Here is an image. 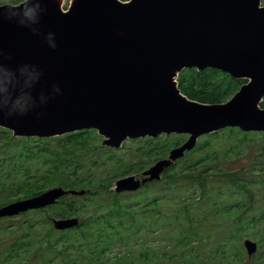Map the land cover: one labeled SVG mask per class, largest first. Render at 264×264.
Wrapping results in <instances>:
<instances>
[{
  "label": "water",
  "instance_id": "95a60500",
  "mask_svg": "<svg viewBox=\"0 0 264 264\" xmlns=\"http://www.w3.org/2000/svg\"><path fill=\"white\" fill-rule=\"evenodd\" d=\"M63 1L46 0L39 33L0 19V62L28 66L39 77L29 89L37 106L22 116L0 111V126L16 136L45 137L96 128L103 143L115 147L129 137L189 135L141 177L118 179L116 191L161 179L204 134L227 126L264 131L261 0H72L69 11ZM48 32L55 34V48ZM192 67L249 82L226 102H199L178 87L180 71ZM53 85L61 89L55 95ZM69 193L86 190L55 186L0 206V217L46 207ZM52 220L62 230L80 222L76 216ZM244 244L249 255L257 251V242Z\"/></svg>",
  "mask_w": 264,
  "mask_h": 264
},
{
  "label": "trees",
  "instance_id": "16d2710c",
  "mask_svg": "<svg viewBox=\"0 0 264 264\" xmlns=\"http://www.w3.org/2000/svg\"><path fill=\"white\" fill-rule=\"evenodd\" d=\"M243 81L245 79H236L215 68H185L178 76L181 91L189 98L204 103L227 101ZM262 106L264 107V101ZM227 130L232 138L241 144L245 143L247 136L239 138V135H247V132L239 128ZM219 133L221 132L217 131L204 136L203 142L187 153L188 157L181 165L179 163L182 161H177L165 171L160 181L149 182L144 186L150 187L151 194L143 197V200L132 201L127 200L124 193L113 189V183L117 178L125 176V172L117 173V169L107 171L109 161L100 156L96 141L97 136H100L95 129L80 130L55 138H42L15 137L10 130L0 127V206L57 185L68 189L87 190L85 195L68 194L53 205L24 212L20 215L28 218L23 221H9L20 215L0 217V245L3 246L0 249V264H19L24 254L38 255L44 259V264H135L134 259L132 262L128 261L130 254L122 255V251L115 249L120 247L121 241L137 238L145 231H148V236L157 231L172 235L175 246L182 251L183 260L181 257L177 258L179 264H193L197 254V258L202 257L199 249L196 255L193 254L198 246L207 254L200 264H234L235 261H243L248 257L242 247L241 235L246 227L244 223L242 225V222L237 221L239 225L232 226L228 230L229 234H222L214 240L209 235H200L198 231L187 229L188 222L191 224L203 221L204 218L203 215L195 216V210H192L194 204L207 207V201L212 200V205L219 207V194L225 195L223 191L219 193V186L211 180L214 174L207 171L209 164L219 159L217 151L211 150L212 137H219ZM56 138H64L65 143L61 150L50 146L51 143L48 142ZM146 138L145 147L138 146L132 151L135 152V157L137 154H144L162 158L171 147L173 138H177L172 144L174 147L183 142L185 135L164 134L156 138ZM71 145L73 148H69ZM202 152L204 153L201 154ZM124 163V157H120L114 165L121 169ZM126 167L128 166H123L122 169ZM132 168L138 173L145 167L132 164ZM100 169H106L103 175L98 174ZM85 173L88 175L83 176ZM225 175L228 177L227 183L237 185L238 193H245L249 189L250 185L247 182L242 183V176L237 172ZM181 180L200 187V197L204 200L195 202V199L185 197L188 186ZM156 186L159 187L158 192L154 189ZM188 189L191 190L192 187ZM175 192L176 205L172 207L175 212L164 213L163 204L170 201L172 193ZM237 205L241 207L245 204ZM53 209L63 213H52ZM78 212L84 213L87 218L83 217L80 224L72 228L68 237L73 240V244L70 243L72 240L62 243L60 238L55 239L52 217H64L65 214L73 216L78 215ZM226 212L232 213V210L229 208ZM262 217L264 221V214ZM180 221H184L182 229L172 234L168 228L180 224ZM194 225L198 226L197 223ZM166 229L168 230L165 232ZM10 237L16 239L3 243ZM147 243L148 239L141 240V255L145 257L151 249ZM210 244H213L215 250L208 253L203 245ZM177 256L178 254L172 257Z\"/></svg>",
  "mask_w": 264,
  "mask_h": 264
},
{
  "label": "rangeland",
  "instance_id": "374dc122",
  "mask_svg": "<svg viewBox=\"0 0 264 264\" xmlns=\"http://www.w3.org/2000/svg\"><path fill=\"white\" fill-rule=\"evenodd\" d=\"M71 0H64V8L66 9L70 5ZM262 4H264V0H261ZM22 0H16V3H20ZM230 133L221 132L219 133V137H212L213 140V146L212 151H217L219 154V159L209 164V169L207 170L208 173H213L214 176H211V180L214 182V184L218 185L219 193H222V191L225 193V195L219 194V207L218 205H212V200L207 201V207L203 204L200 206L194 204L192 207V210L196 215H203V221L199 222H193L190 224L188 222L187 229L189 231L194 230L195 232L198 231L200 235H209L211 240H214L218 236H221L222 234H229L228 230L232 226H238V222H242L246 225V227L242 230V237L245 238H251L258 242V250L252 257H247L243 261H235L234 264H264V221H263V214H264V132H247V135L240 133L239 138H244L247 136L245 143L241 144L237 141V139L232 138V136L229 135ZM179 136V134H176ZM53 138V137H50ZM55 138V137H54ZM187 136L185 135V139ZM148 138H138V139H127L123 143L122 147L120 148H108L106 146H102V138L97 136V147L98 150H100V156L105 159L108 162V167L106 168L107 171L116 170L117 173L125 172V175L132 174L135 172V170L132 168V164H135L136 166H144L148 167L152 165L154 162H156L157 159H159V156L151 157L149 155H142L137 154L135 157V152H132L135 148L142 147L146 145V140ZM185 139H182L184 141ZM203 138L199 139L198 144L203 142ZM177 138H173L170 145L171 147L167 150L166 155L168 156L170 149L173 147L172 144L174 141H176ZM50 142V146L58 147L59 150L63 148L64 145V138H56V139H50L48 140ZM61 143V145L58 146V144ZM197 144V145H198ZM176 147V146H175ZM69 148H73L72 145L69 146ZM200 151H196L193 153L194 155L197 154ZM141 152V151H140ZM202 152L201 154H203ZM165 155V156H166ZM124 157V160L126 163L123 164V166H128L125 169L119 168L118 165H114V162L116 159ZM187 153L184 157L179 159L180 162L179 165H181L186 160ZM196 158H199L197 156ZM121 160V159H119ZM178 160V161H179ZM88 162V161H87ZM124 162V161H123ZM140 163V164H138ZM104 169V171H106ZM125 170H131L126 172ZM261 170V171H260ZM103 170H99L98 174L103 175ZM34 172V171H33ZM236 173L240 176H242V183L247 182V185H250L248 190L245 193H238L236 189V185L227 183V176L225 173ZM88 175V173H85L83 176ZM66 175H63L65 177ZM183 181V180H181ZM185 182V181H183ZM212 182V183H213ZM187 187V191L184 193L185 197H188V199H195L197 202L204 200L200 197L201 195V188L198 186H195L192 184V182H185ZM195 183V182H194ZM192 187L191 190L188 188L190 186ZM223 187V188H222ZM150 187H144L141 186L136 191H130V192H124V196L127 198V200H143V197H147L148 194H151V190H149ZM154 189L158 192L159 187L156 186ZM232 193V194H231ZM173 197L170 201L163 204L165 208L163 209V212H175V210L172 209L174 205H176V196L177 193H172ZM251 194V195H250ZM183 197V198H185ZM187 199V200H188ZM237 204H245L241 207H238ZM82 206V205H81ZM84 207V206H83ZM195 207V208H194ZM178 208V206L176 207ZM232 210V213H227L226 210L229 209ZM210 209V211H208ZM84 210V209H83ZM218 210V211H217ZM199 211V212H197ZM207 211V212H205ZM84 212V211H82ZM82 212H78V215L82 220L83 217L87 218L86 215ZM217 212V213H215ZM52 213H59L60 215L63 213L60 210L53 209ZM70 214H65L64 217L69 216ZM28 218L26 215H20L13 220H9L11 222H18L23 221L24 219ZM235 221V222H234ZM180 224H177L176 226H173L171 228H168L171 230L172 234L176 232L177 230L182 229L184 225V221H180ZM197 223L198 226H195L194 224ZM54 228V227H53ZM166 229L165 232L168 230ZM73 229H68V232L65 230L60 231L56 230L54 228L53 233L55 236V239L60 238L63 241H69L72 240L68 236L70 235V232ZM156 233L148 236V231H145L137 238L132 239H126L124 242L121 241V245L118 249H115V251H122V255L130 254V259L128 261L136 262L135 264H179L177 262V258H182V251L180 247L175 246V240H173L172 235L169 233L161 232ZM177 238V237H176ZM16 238L10 237L7 242L3 243H10L13 242ZM123 239V240H124ZM142 239H148V243L151 247L150 252L147 254V256H142L141 252L143 251V248L141 247V240ZM261 242V243H260ZM73 244V240L70 242ZM150 243H153L152 245ZM115 244V243H114ZM208 250V253L215 250V247L213 244H210L209 246L203 245ZM199 247V246H198ZM196 247L193 254H197L198 249L199 252L202 253V257L197 258L196 262H193V264H200L199 262L205 258L207 254L202 252L201 247ZM241 247V246H240ZM242 247H243V241H242ZM3 248V246L0 245V249ZM159 253H156V252ZM184 251H187L186 253H189L187 249ZM177 257H172L174 255H177ZM186 258V257H185ZM189 258V257H187ZM186 258V259H187ZM194 259V257H193ZM113 260V259H112ZM183 260V258H182ZM44 264V259L40 256H36L33 254H24L21 258V261L19 264Z\"/></svg>",
  "mask_w": 264,
  "mask_h": 264
},
{
  "label": "clouds",
  "instance_id": "9594fccd",
  "mask_svg": "<svg viewBox=\"0 0 264 264\" xmlns=\"http://www.w3.org/2000/svg\"><path fill=\"white\" fill-rule=\"evenodd\" d=\"M46 11V0H0V19L15 21L16 23L29 27L33 32L39 33V22L42 13ZM54 33L48 32L46 39L50 47L55 48ZM6 55V54H4ZM38 74L28 70V66L18 69L9 67L0 62V111L5 117L22 116L37 106L36 96L31 89ZM51 95L60 92L59 85H53ZM45 93H40L41 96Z\"/></svg>",
  "mask_w": 264,
  "mask_h": 264
},
{
  "label": "flooded vegetation",
  "instance_id": "af4514ba",
  "mask_svg": "<svg viewBox=\"0 0 264 264\" xmlns=\"http://www.w3.org/2000/svg\"><path fill=\"white\" fill-rule=\"evenodd\" d=\"M244 83V82H243Z\"/></svg>",
  "mask_w": 264,
  "mask_h": 264
}]
</instances>
